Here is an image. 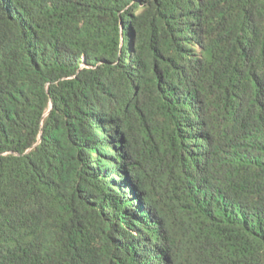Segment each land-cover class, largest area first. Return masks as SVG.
I'll return each instance as SVG.
<instances>
[{
	"label": "trees",
	"instance_id": "1",
	"mask_svg": "<svg viewBox=\"0 0 264 264\" xmlns=\"http://www.w3.org/2000/svg\"><path fill=\"white\" fill-rule=\"evenodd\" d=\"M0 264H264V0H0Z\"/></svg>",
	"mask_w": 264,
	"mask_h": 264
}]
</instances>
